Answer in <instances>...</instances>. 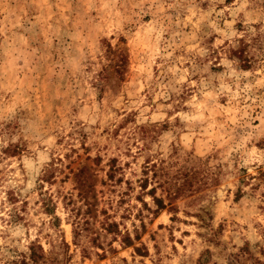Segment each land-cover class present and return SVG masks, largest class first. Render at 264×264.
<instances>
[{"label": "rangeland", "instance_id": "obj_1", "mask_svg": "<svg viewBox=\"0 0 264 264\" xmlns=\"http://www.w3.org/2000/svg\"><path fill=\"white\" fill-rule=\"evenodd\" d=\"M0 264H264V0H0Z\"/></svg>", "mask_w": 264, "mask_h": 264}, {"label": "trees", "instance_id": "obj_2", "mask_svg": "<svg viewBox=\"0 0 264 264\" xmlns=\"http://www.w3.org/2000/svg\"><path fill=\"white\" fill-rule=\"evenodd\" d=\"M154 189L150 191V193H153ZM154 203L156 204L158 209H163L164 205L161 199H157L156 197H154V195H152ZM131 244V242L129 241V245Z\"/></svg>", "mask_w": 264, "mask_h": 264}]
</instances>
